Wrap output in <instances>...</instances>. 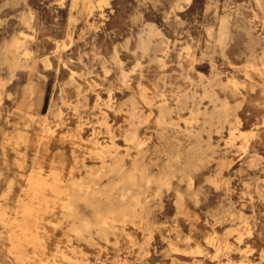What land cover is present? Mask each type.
<instances>
[{"label": "rangeland", "instance_id": "rangeland-1", "mask_svg": "<svg viewBox=\"0 0 264 264\" xmlns=\"http://www.w3.org/2000/svg\"><path fill=\"white\" fill-rule=\"evenodd\" d=\"M0 264H264V0H0Z\"/></svg>", "mask_w": 264, "mask_h": 264}, {"label": "bare ground", "instance_id": "bare-ground-1", "mask_svg": "<svg viewBox=\"0 0 264 264\" xmlns=\"http://www.w3.org/2000/svg\"><path fill=\"white\" fill-rule=\"evenodd\" d=\"M224 22V21H223ZM225 23V22H224ZM29 28V27H28ZM219 28V27H218ZM222 37V36H221ZM223 38V37H222ZM13 39V38H12ZM224 39V38H223ZM222 39V40H223ZM220 42V41H219ZM222 42V41H221ZM11 49V48H10ZM186 50H188V49H186ZM30 51V50H29ZM186 53V52H185ZM45 60V59H44ZM26 71V70H25ZM141 76V75H140ZM72 78V77H71ZM145 88V87H144ZM85 94V93H84ZM97 96V95H96ZM48 112V111H47ZM130 115V114H129ZM10 119V118H9ZM157 120V119H156ZM3 122V121H2ZM158 125V124H157ZM190 132V131H189ZM188 132V133H189ZM135 136V135H134ZM230 136V135H229ZM240 136V135H239ZM235 137V136H234ZM136 138V136L133 138V139H135ZM133 141V140H132ZM129 142H131V141H129ZM248 142V141H247ZM232 145V144H231ZM229 146V145H228ZM242 147V146H241ZM241 147H240V149H241ZM137 149V148H136ZM199 149V148H198ZM242 149H244V148H242ZM239 150V149H238ZM241 151V150H240ZM180 156V155H179ZM197 158V157H196ZM196 160V159H195ZM135 162V161H134ZM133 162V163H134ZM171 164V163H170ZM117 165V164H116ZM208 165V164H207ZM185 166V165H184ZM132 167V166H131ZM116 168V167H115ZM125 168V167H124ZM134 168V167H133ZM135 169V168H134ZM134 169H132V170H134ZM112 170V169H111ZM120 170H122V168L120 169ZM141 170V169H140ZM109 171H110V169H109ZM168 171V170H167ZM111 172H113V171H111ZM127 172V171H126ZM132 172V171H131ZM134 172V171H133ZM141 172V171H140ZM119 173V172H118ZM117 173V174H118ZM164 174V173H163ZM134 175V174H133ZM139 175V174H138ZM115 176V175H114ZM119 176V175H118ZM187 176V175H186ZM120 177H121V175H120ZM122 177H123V175H122ZM121 177V178H122ZM124 178V177H123ZM125 178H126V176H125ZM120 180V179H119ZM122 181V180H121ZM127 182V181H126ZM148 183V182H147ZM161 184V183H160ZM72 187H75V188H77V182H73L72 183ZM90 187V186H89ZM95 187V186H94ZM133 187H135L134 185H133ZM96 188V187H95ZM93 189V188H92ZM137 190V189H136ZM93 192V191H92ZM69 193V192H68ZM98 193V192H97ZM132 193V192H131ZM130 193V194H131ZM72 194H74V193H72ZM129 195V194H128ZM134 195V194H133ZM137 194H135V196H136ZM73 196V195H72ZM127 196V195H126ZM74 197V196H73ZM133 197V196H132ZM18 198V197H17ZM75 198V197H74ZM77 198V197H76ZM127 198V197H126ZM130 198V197H129ZM80 199V198H79ZM120 199V198H119ZM73 200V199H72ZM128 200V199H127ZM130 200V199H129ZM74 201V200H73ZM123 201H125V200H123ZM122 201V202H123ZM182 201V200H181ZM99 202H101V201H99ZM160 202V201H159ZM69 203V202H68ZM110 203V202H109ZM115 203H118V202H115ZM131 203V202H130ZM105 204V203H104ZM107 204H108V202H107ZM114 204V203H113ZM120 204V203H119ZM125 204V206L127 207V205H126V203H124ZM135 204V203H134ZM67 205V204H66ZM70 205V204H69ZM99 205V204H98ZM116 205V204H115ZM114 205V206H115ZM94 206H95V204H94ZM100 206H101V204H100ZM110 206V205H109ZM118 206V205H117ZM120 206V205H119ZM125 206H124V208H125ZM104 207H105V205H104ZM112 207V206H111ZM116 207V206H115ZM121 207V206H120ZM134 207H135V205H134ZM138 207V206H137ZM93 208V207H92ZM100 208V207H99ZM121 208H123V207H121ZM97 209V208H96ZM128 209V208H127ZM133 209H135V208H133ZM93 210H95V209H93ZM108 211V210H107ZM114 211H115V209H113V213H114ZM118 211V210H117ZM136 210H134L133 212H135ZM140 211V210H139ZM109 212V211H108ZM99 213V212H98ZM122 213H124V212H122ZM122 213L120 212V214L122 215ZM130 213V212H129ZM118 214V213H117ZM119 214V215H120ZM94 215V214H93ZM100 216V215H99ZM124 216V215H123ZM101 217V216H100ZM134 218V217H133ZM104 219V218H103ZM106 219V218H105ZM104 219V220H105ZM97 220V219H96ZM99 220V219H98ZM100 221H101V219H100ZM89 223V222H88ZM113 223V222H112ZM103 224V223H102ZM106 224V223H105ZM87 226V225H86ZM100 227H101V225H100ZM105 227V226H104ZM85 229H86V227H84ZM106 228V227H105ZM78 233H80L79 231H78ZM77 235V234H76ZM80 257V256H79ZM77 262V261H76Z\"/></svg>", "mask_w": 264, "mask_h": 264}]
</instances>
